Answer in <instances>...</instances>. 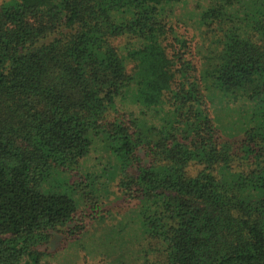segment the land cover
<instances>
[{"label":"trees","instance_id":"obj_1","mask_svg":"<svg viewBox=\"0 0 264 264\" xmlns=\"http://www.w3.org/2000/svg\"><path fill=\"white\" fill-rule=\"evenodd\" d=\"M181 2L0 0V264H44L115 194L139 233L108 264H264V0H208L192 29ZM206 91L254 104L238 139Z\"/></svg>","mask_w":264,"mask_h":264},{"label":"rangeland","instance_id":"obj_2","mask_svg":"<svg viewBox=\"0 0 264 264\" xmlns=\"http://www.w3.org/2000/svg\"><path fill=\"white\" fill-rule=\"evenodd\" d=\"M207 4L208 0H183L180 4L172 7L173 12H175L173 17L185 24L188 29H192L190 27L194 23V20L190 18L193 15L192 9L198 7L199 11H204ZM198 10L196 11L198 12ZM193 34L195 33L193 32ZM196 37L202 41L198 33ZM205 94L216 126L224 139L236 140L246 128L251 127V118L256 114L252 112L254 105L252 102L244 104L238 102L228 105L227 99L218 96L215 92L206 91ZM90 160L83 165L82 173L100 176L101 169L109 168L116 163L115 158L110 153L104 149L102 151L97 149L96 151V148ZM103 210L107 213V218L103 222H89L85 216L90 214L89 211L81 210L85 214L84 222L87 225L82 237L65 240V236L62 234L55 235L50 244L42 248L46 255L42 262L44 264H103L101 263L103 261L108 264L114 257H119L120 260L124 258L127 255L125 249L128 248L125 243L127 240H129L128 243L136 242L139 233L136 207L133 203L115 194V196L110 197ZM123 228L125 231L122 232ZM117 233H120L118 237ZM125 233L128 234L127 237L121 236ZM116 238L118 240L125 239V241L121 240L116 243ZM122 254L124 255L122 256Z\"/></svg>","mask_w":264,"mask_h":264}]
</instances>
